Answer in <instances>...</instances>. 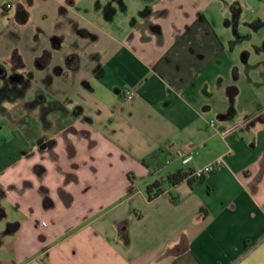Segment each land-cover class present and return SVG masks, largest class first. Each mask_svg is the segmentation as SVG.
I'll return each instance as SVG.
<instances>
[{
    "label": "crops",
    "instance_id": "obj_1",
    "mask_svg": "<svg viewBox=\"0 0 264 264\" xmlns=\"http://www.w3.org/2000/svg\"><path fill=\"white\" fill-rule=\"evenodd\" d=\"M213 4L0 0V91L30 98L0 136V264H264V47L239 57L242 10Z\"/></svg>",
    "mask_w": 264,
    "mask_h": 264
},
{
    "label": "rangeland",
    "instance_id": "obj_2",
    "mask_svg": "<svg viewBox=\"0 0 264 264\" xmlns=\"http://www.w3.org/2000/svg\"><path fill=\"white\" fill-rule=\"evenodd\" d=\"M212 8L229 10V17L227 16L225 18L229 19L230 24L234 27L239 22L236 17L237 12L233 11L234 9L239 10V8L242 10L239 31L244 38H242L241 42L236 41L234 38L236 53L239 57L250 53L256 56L255 52L257 48L264 47V0H214ZM234 34L233 32L232 35L234 36ZM4 69L8 77H13L14 70L12 67L7 65ZM1 83L3 81L0 79V85ZM7 83L9 85L0 91V136L4 137L10 136L13 112L17 110V103L21 101L22 104L28 105L30 102V98L24 96V94L18 96L19 93L18 91H14V84L11 81H7ZM12 105L14 106L11 107ZM0 230L2 231L0 232V243L2 245L4 244V236L10 233L5 225L4 217L0 218Z\"/></svg>",
    "mask_w": 264,
    "mask_h": 264
},
{
    "label": "trees",
    "instance_id": "obj_3",
    "mask_svg": "<svg viewBox=\"0 0 264 264\" xmlns=\"http://www.w3.org/2000/svg\"><path fill=\"white\" fill-rule=\"evenodd\" d=\"M154 155L153 157H155ZM206 178H195L193 177L192 172H184V171H179L174 174H170L167 176V178L163 181H157L151 185L148 186L147 188V195L149 201H154L158 199L160 196H162L166 189L165 187H171L175 188L179 185H181L184 182H188L192 187L193 190L199 191L200 187L203 185L204 181ZM169 196L171 199V202L174 205H179L183 200L182 198L175 192L170 191Z\"/></svg>",
    "mask_w": 264,
    "mask_h": 264
},
{
    "label": "built area",
    "instance_id": "obj_4",
    "mask_svg": "<svg viewBox=\"0 0 264 264\" xmlns=\"http://www.w3.org/2000/svg\"><path fill=\"white\" fill-rule=\"evenodd\" d=\"M134 97L135 94L131 91L127 95L128 100H133ZM212 125L214 126V122H212ZM194 154V152L180 150L175 153L174 159H179L181 160L183 165H188L194 159ZM223 163L224 161L222 159H219L204 168L192 171L193 177L207 178L210 175L216 173L223 166Z\"/></svg>",
    "mask_w": 264,
    "mask_h": 264
}]
</instances>
